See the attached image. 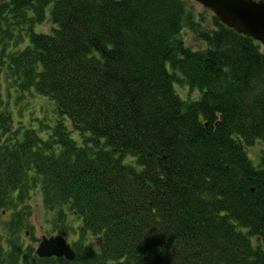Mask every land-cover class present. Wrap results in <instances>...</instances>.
<instances>
[{
    "label": "trees",
    "instance_id": "obj_1",
    "mask_svg": "<svg viewBox=\"0 0 264 264\" xmlns=\"http://www.w3.org/2000/svg\"><path fill=\"white\" fill-rule=\"evenodd\" d=\"M257 141L264 53L191 0H0V264H264ZM33 191L74 261L22 240Z\"/></svg>",
    "mask_w": 264,
    "mask_h": 264
},
{
    "label": "water",
    "instance_id": "obj_2",
    "mask_svg": "<svg viewBox=\"0 0 264 264\" xmlns=\"http://www.w3.org/2000/svg\"><path fill=\"white\" fill-rule=\"evenodd\" d=\"M226 27L264 45V0H193ZM39 258L74 261L76 254L62 235L43 237L36 246Z\"/></svg>",
    "mask_w": 264,
    "mask_h": 264
},
{
    "label": "rangeland",
    "instance_id": "obj_3",
    "mask_svg": "<svg viewBox=\"0 0 264 264\" xmlns=\"http://www.w3.org/2000/svg\"><path fill=\"white\" fill-rule=\"evenodd\" d=\"M191 1L194 4L196 11L200 13H204L207 17H210V15L212 14L211 11H209L208 9H205L198 3L194 2L193 0ZM35 30L37 31V29ZM182 38L185 41V43L193 49H199L202 47V44L200 43V41H198L196 37L193 34H191L189 31H187L186 29L182 33ZM256 42L260 46V51L264 53V45L258 41ZM183 85L184 86H182L178 82H175L174 89L181 98L186 99L187 96L189 97L191 89L185 84ZM181 92H183L184 95H181ZM195 92L199 94L197 89ZM43 102L44 101L42 100V103ZM39 103L40 102H38L37 105ZM245 150L247 152L248 158L252 161L254 166H257V164L262 160V158H264V143L261 141H257L253 145L246 147ZM26 205L28 206L27 212L29 213L26 224H28L27 226L31 227L30 229H26V228L22 229V233H21L23 236L22 240H24L26 244L30 243V239L32 236L40 242V240L45 236L50 237L51 235H56V234L63 235L62 233H60V230H59V228L62 225L57 224L56 210L50 211V210H47L45 207H43L42 202H41V197L37 192L33 191L30 199L26 202ZM66 220H67L68 225L76 227L77 222L73 220L71 215H67ZM65 230L67 231V234L65 236H70L69 238L65 237V239L68 242H70L71 239L75 238L71 236L75 229L68 230V228H66ZM30 233L32 235L31 237H30ZM9 237H10V234L7 232L5 227L2 225V221H1L0 222V239H2V241H6ZM88 242L90 244H93L94 246L95 238L89 237ZM32 243H34L35 248H36L38 243L37 242L36 243L32 242Z\"/></svg>",
    "mask_w": 264,
    "mask_h": 264
}]
</instances>
